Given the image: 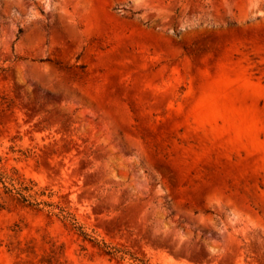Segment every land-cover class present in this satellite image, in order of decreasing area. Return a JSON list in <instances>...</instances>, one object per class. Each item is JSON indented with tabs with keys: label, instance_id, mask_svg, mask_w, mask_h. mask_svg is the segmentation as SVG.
<instances>
[{
	"label": "rangeland",
	"instance_id": "rangeland-1",
	"mask_svg": "<svg viewBox=\"0 0 264 264\" xmlns=\"http://www.w3.org/2000/svg\"><path fill=\"white\" fill-rule=\"evenodd\" d=\"M0 176V264H264V0H0Z\"/></svg>",
	"mask_w": 264,
	"mask_h": 264
},
{
	"label": "trees",
	"instance_id": "trees-1",
	"mask_svg": "<svg viewBox=\"0 0 264 264\" xmlns=\"http://www.w3.org/2000/svg\"><path fill=\"white\" fill-rule=\"evenodd\" d=\"M0 183L1 184H4L5 181L4 179L2 178V176H0ZM24 182L23 180H13L11 179V183H10V186L11 188L9 187H6L5 186V189L9 192V193H15L16 195H18L21 200L24 202V203H28L29 205L31 206H36V207H40V206H46V207H54L53 204H50V203H47V202H43V201H38L37 200V196L39 195V193L37 191H35L33 194H30L28 196L24 195V192H28V191H33V189H35L37 187L36 184H33V182H31V188H27V187H24ZM64 218L66 220H69L70 222H73L75 221L74 218H72L71 216H66L64 215ZM72 225L77 229V230H80V227H77L76 226V223H72ZM84 234V233H82Z\"/></svg>",
	"mask_w": 264,
	"mask_h": 264
}]
</instances>
